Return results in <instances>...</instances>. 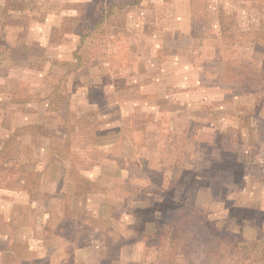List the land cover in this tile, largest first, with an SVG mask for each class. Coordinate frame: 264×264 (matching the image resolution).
Returning a JSON list of instances; mask_svg holds the SVG:
<instances>
[{
	"label": "rangeland",
	"instance_id": "obj_1",
	"mask_svg": "<svg viewBox=\"0 0 264 264\" xmlns=\"http://www.w3.org/2000/svg\"><path fill=\"white\" fill-rule=\"evenodd\" d=\"M132 2L0 0V264H264V0Z\"/></svg>",
	"mask_w": 264,
	"mask_h": 264
},
{
	"label": "trees",
	"instance_id": "obj_2",
	"mask_svg": "<svg viewBox=\"0 0 264 264\" xmlns=\"http://www.w3.org/2000/svg\"><path fill=\"white\" fill-rule=\"evenodd\" d=\"M133 2L132 3H130V4H134V3H137L139 0H132ZM117 5V4H116ZM115 5V6H116ZM118 6H120L121 7V5L120 4H118ZM88 33H86L85 35H87ZM84 34H80V37L82 38L83 36H85Z\"/></svg>",
	"mask_w": 264,
	"mask_h": 264
}]
</instances>
